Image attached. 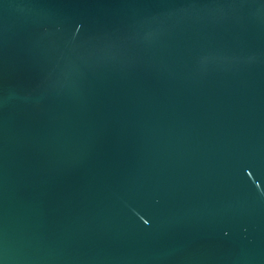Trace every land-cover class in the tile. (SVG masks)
<instances>
[{
	"label": "water",
	"instance_id": "1",
	"mask_svg": "<svg viewBox=\"0 0 264 264\" xmlns=\"http://www.w3.org/2000/svg\"><path fill=\"white\" fill-rule=\"evenodd\" d=\"M0 264H264V0H0Z\"/></svg>",
	"mask_w": 264,
	"mask_h": 264
}]
</instances>
